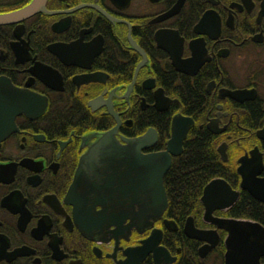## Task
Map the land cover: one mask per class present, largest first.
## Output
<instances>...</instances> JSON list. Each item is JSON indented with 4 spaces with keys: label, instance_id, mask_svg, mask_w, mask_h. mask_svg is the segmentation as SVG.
<instances>
[{
    "label": "flooded vegetation",
    "instance_id": "1",
    "mask_svg": "<svg viewBox=\"0 0 264 264\" xmlns=\"http://www.w3.org/2000/svg\"><path fill=\"white\" fill-rule=\"evenodd\" d=\"M36 1L0 0V15ZM2 78L48 104L19 113L0 146V264H227L230 221L264 227L252 192L264 187V0H42L0 25ZM176 116L187 133L163 177V220L139 231L98 205V225L65 201L86 137L117 127L166 152ZM203 134L216 172L193 207L170 211V170ZM210 184L222 195L207 206Z\"/></svg>",
    "mask_w": 264,
    "mask_h": 264
},
{
    "label": "water",
    "instance_id": "2",
    "mask_svg": "<svg viewBox=\"0 0 264 264\" xmlns=\"http://www.w3.org/2000/svg\"><path fill=\"white\" fill-rule=\"evenodd\" d=\"M41 2L42 0H37L32 6L22 9L21 11L3 15L1 14L0 25L15 22L18 19L30 15L38 6H40ZM159 46H162L160 42ZM171 55L176 67L179 69L178 62H175L177 57L174 54ZM161 92L162 93L157 92V97L158 94H160V98L158 97V104H162L163 102V91L161 90ZM27 96H32L34 102L36 101L35 95L26 91H19V89L16 88V86H14L9 80H6L5 78L0 79V141L4 139V135L6 133L12 131V129L15 127V117L21 112V110L28 111L27 107L30 109L28 104L31 101L28 100L29 98H27ZM183 118L184 117L181 116L174 117L172 123L173 130L179 125L180 122L187 121L186 118ZM186 133L187 129L184 134H182L181 131L180 133L176 131L173 132V137L169 140L167 151L164 153L165 158L163 157L162 153L160 155L158 154L152 156L151 160L148 158H146L147 160L141 159L150 164L151 168L154 167L157 172V176L154 178L155 185L153 187H148L146 184H143L145 186L138 187L137 185H133L128 189L130 191L129 194L133 195L134 197L132 203H129L139 206L144 214L145 211H147L149 216L154 217L156 212L157 214L161 213L168 207V199L165 190H163V177L171 167L172 155L177 156L182 153L183 142L184 138L186 137ZM147 140L148 137L146 135L138 143H140L141 146L146 147L150 145L147 144ZM98 141L100 146L108 147L109 153L111 154L110 159H112L113 163H116L115 165L118 167H123L126 163H122L121 161L115 162L114 160L117 158H122L123 160V156L125 155L127 159H130V156L131 158L135 159V161H140V158L146 157L140 154L138 151L136 152V150H133L132 146H129V143H134V141H130L129 139L125 138L124 141L127 143V145L125 147L119 145L117 139H115L113 136V131L103 133L100 135ZM103 152L104 151L102 150L101 154ZM156 158H159L162 162L168 161V164H165L166 168L162 172H160L162 169L159 167L160 164L155 162ZM78 183L79 182L77 181V183L72 186V191L76 194V196H78L81 201L95 202L98 205V198L96 197L97 194L94 195L91 193L90 195L86 196V193H82V197L80 196L81 192L77 188ZM249 183L251 184L250 181ZM113 184H115V182H112V185ZM213 185L210 184V186L207 187L205 195L202 199L207 206L212 203L214 196L221 197L222 195L220 193H214L213 190H211V187H214ZM252 189L253 195L256 198L262 199L264 201V187L263 192L260 190V187L253 186ZM124 204H126V202H124ZM95 211L96 210H77V213L80 217H84V220L93 223L97 221V219H95L96 213L94 215L91 214ZM123 211L126 213H120L119 210H104V213L109 215V217L111 216L113 219H115L116 215H119L120 222H122L130 214L129 210ZM136 213L137 212L134 211V214L132 215H136ZM136 218L137 217L135 216V219ZM228 229L230 230L231 235L228 240V252L226 254L227 264H259V257L264 255V227L252 221H230Z\"/></svg>",
    "mask_w": 264,
    "mask_h": 264
},
{
    "label": "bare ground",
    "instance_id": "3",
    "mask_svg": "<svg viewBox=\"0 0 264 264\" xmlns=\"http://www.w3.org/2000/svg\"><path fill=\"white\" fill-rule=\"evenodd\" d=\"M18 89L19 91L21 90L26 91L25 89H21V88ZM27 98H29L28 100L31 101L28 104V106H30V109L27 107L28 111L38 112L42 110L43 106H44V110L46 109V105L48 104L46 99H44L43 101L44 104L43 106H41L40 100L38 98L35 101L36 103L34 102L32 96H27ZM28 111L21 110L20 114L27 113ZM186 129L187 128L185 127L184 121L180 122L179 125L174 128V130L171 129V137H173V132L176 131L180 133L181 131V133L184 134ZM14 130H16V127H14L12 131H9L4 135V139L0 141V146L2 145L1 143L14 132ZM110 131H113V136L115 137V139H117L119 145L123 147L127 145V143L124 141L125 137L123 135H120V133H118L117 127ZM151 131H153V129ZM141 137L130 138V139L127 138V139H129L130 141H134V143L132 142L129 143V146H132L133 150H136V152L138 151L140 154L146 157L140 158V161H135V159L131 158L130 156H129L130 159H127L125 155L123 156L124 158L123 160L122 158L121 159L117 158L116 160H114L115 162H120V161L122 163L125 162L126 164L123 167H118L115 165L116 163L115 164L113 163V160L110 159L111 154L109 153L108 147L100 146L98 143L99 138H96L94 140L90 136L86 137L85 140L87 141L89 140V142L87 144L86 141V146H85L86 151L83 152L81 155H79L77 158L78 162H77L74 178L70 185L69 191L66 194L65 201L68 204L72 205L74 210H76V212L77 210H96L98 205H102L104 210H116V208H118L120 213H126L123 210H129L130 214L126 219H130V221L139 231H141V228L143 227L150 228L154 226L155 222L163 220L164 216H167V212H168L167 208L164 209V211H162L161 213L157 214L156 212V215L154 217L149 216L147 211H145L144 214V212H142L141 209L140 211L135 210L134 208H137V205H132V204L129 205V202L132 203L134 199L133 195L129 194L130 191L127 189V187H122L124 183L131 184V187L133 185H137L138 187L145 186L143 184H146L148 187H153L155 185L154 178L157 176V172L155 168L154 167L151 168L150 164L146 163V161L141 159L148 158L149 160H151L152 156L158 154L160 155L162 153H163V157L165 158V154H164L165 152L143 153L145 147L141 146V144L138 143L143 138ZM185 139L186 137L184 138V140ZM102 150L104 152L101 154ZM155 162L157 164H160L159 167L162 168L160 172H162L166 168L165 164H168V161L162 162L160 161L159 158H156ZM77 181L79 182L77 188L81 192L80 196L82 197V193H86L85 194L86 196L90 195L91 193H93L94 195L97 194L96 197L98 198V203H99L98 205L95 202L81 201L78 198V196H76V194L72 191V186H74L77 183ZM112 182H115V184L112 185ZM117 182H124V183L116 184ZM114 186H118L115 187L117 190V194L112 192V191H116L112 189ZM163 190H164V186H163ZM124 202H126V204L128 202V204L126 205L124 204ZM168 204H169V199H168ZM134 211L137 212L136 215H132L134 214ZM95 213H96L95 215L96 217H98L99 214H101L97 210L91 214L94 215ZM135 216L137 217L136 219ZM104 219L105 218L102 219L98 218L96 222L99 223L98 225H100L103 222H105ZM97 231L98 233H102L105 230L103 229L102 226ZM122 252H124V250ZM125 253H126V257L128 256L133 260L134 258L138 259V255L141 252L135 253L133 250H130V252L126 250Z\"/></svg>",
    "mask_w": 264,
    "mask_h": 264
},
{
    "label": "trees",
    "instance_id": "4",
    "mask_svg": "<svg viewBox=\"0 0 264 264\" xmlns=\"http://www.w3.org/2000/svg\"><path fill=\"white\" fill-rule=\"evenodd\" d=\"M185 93L192 98V88L187 83ZM158 117V116H157ZM207 135L199 139L189 140L186 144V153L176 162L170 170V205L169 210H187L198 202L196 188L203 182L206 175L216 172L217 163L214 155L207 145ZM264 223V213H254Z\"/></svg>",
    "mask_w": 264,
    "mask_h": 264
}]
</instances>
